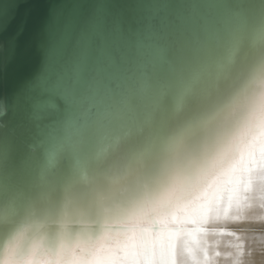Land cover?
Returning <instances> with one entry per match:
<instances>
[{
	"label": "water",
	"instance_id": "1",
	"mask_svg": "<svg viewBox=\"0 0 264 264\" xmlns=\"http://www.w3.org/2000/svg\"><path fill=\"white\" fill-rule=\"evenodd\" d=\"M0 24V247L30 220L25 189L50 153L87 158L145 125L165 150L193 100L264 55L262 0H0Z\"/></svg>",
	"mask_w": 264,
	"mask_h": 264
},
{
	"label": "bare ground",
	"instance_id": "2",
	"mask_svg": "<svg viewBox=\"0 0 264 264\" xmlns=\"http://www.w3.org/2000/svg\"><path fill=\"white\" fill-rule=\"evenodd\" d=\"M235 76L204 102L210 106L195 123L194 119L185 120L173 130L172 136L182 133L185 144L192 151L204 147L209 135L224 140L232 137L215 168L181 182L166 193L143 199L140 198L150 194L152 182L135 185L124 193L123 205L114 206L100 222L88 223L76 230L70 228L63 234L47 228L33 233L37 231L34 229L42 227L29 220L0 247V264L15 259L30 264H98L112 259L120 264L122 253H113L125 243L149 248L163 245L168 264H236L242 258L250 264H264V221L251 224L232 220L239 215L235 205L244 195L242 182L249 176L255 189L249 195L257 197L253 204L257 205L258 197L264 195V180H261L264 168L257 167L261 158L256 133L260 123L264 122V55L234 86L227 87ZM253 137H257L256 143H253ZM253 152L255 161L249 173L248 164ZM3 157L4 166L0 172L7 169L5 155ZM230 196L233 198L231 209L227 208ZM209 203L214 206L208 220H204L199 210ZM260 217H264V210L254 207L250 218ZM92 225L98 226L97 231L90 227ZM153 225L158 228H152ZM240 230L246 234L245 239L237 240L235 235L229 234L241 235ZM101 236L105 239L99 244L104 250L97 246L89 255L90 246L96 245ZM253 236L255 243H252ZM238 244L243 245L245 251L251 245L255 251L250 257H241ZM17 251L23 255L17 256Z\"/></svg>",
	"mask_w": 264,
	"mask_h": 264
},
{
	"label": "snow or ice",
	"instance_id": "3",
	"mask_svg": "<svg viewBox=\"0 0 264 264\" xmlns=\"http://www.w3.org/2000/svg\"><path fill=\"white\" fill-rule=\"evenodd\" d=\"M264 3V0H262ZM99 21L93 18L89 21L95 25ZM70 26L72 22H69ZM0 31L3 25L0 24ZM23 34V26L19 27L11 40V58L15 61L19 51V37ZM200 107L194 111V123L199 116L208 110L201 100H193ZM259 138V153L261 163L257 167L264 168V122L256 129ZM232 137L224 140L217 135H209L204 142V147L192 151L185 144L182 133H177L169 139L167 150H162L154 139L153 128L145 125L128 129L116 136L107 144L102 153L94 152L87 158L80 155V149H73L67 157L59 153H50L47 160V169L41 173L39 179H30L26 186V195L30 202L29 218L32 223L47 228L54 233H65L68 229L84 227L88 223L100 222L107 213L117 205H123L122 197L129 188L146 182H152L153 187L149 195L155 196L161 192L174 189L181 182L189 181L193 176L206 172L220 162L226 147L231 143ZM257 137H253V143ZM255 161V153L251 154L248 171H252V163ZM4 157L0 153V171L3 170ZM264 180V177H261ZM243 183L242 197L236 202L239 215L232 217L234 222L256 224L264 221L250 218L254 207L264 210V195L258 197L259 203L253 204L257 197L249 195L255 191L253 180ZM214 204L209 203L199 210L201 218L208 220ZM233 207V198L230 196L227 208ZM22 231V230H21ZM241 235H235L237 240L246 238L243 230ZM105 238L101 236L96 245L90 246L89 255L97 246L104 250L99 241ZM252 243H255L253 236ZM237 248L241 257L251 256L254 248L248 246L247 251L243 245ZM11 251V249H10ZM108 251L111 253L112 249ZM164 246L151 248L125 243L115 249V254H120V264H168L164 258ZM22 256L21 251L15 253ZM219 255V253H217ZM159 257V259H155ZM3 264H30L23 259H15L12 262L4 261ZM98 264H116L115 260L100 261ZM236 264H250L245 259H240Z\"/></svg>",
	"mask_w": 264,
	"mask_h": 264
}]
</instances>
